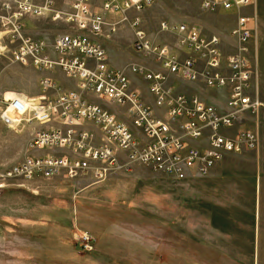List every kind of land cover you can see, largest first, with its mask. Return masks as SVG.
I'll return each instance as SVG.
<instances>
[{"label": "built area", "instance_id": "obj_1", "mask_svg": "<svg viewBox=\"0 0 264 264\" xmlns=\"http://www.w3.org/2000/svg\"><path fill=\"white\" fill-rule=\"evenodd\" d=\"M196 1L202 14L239 13L256 2ZM153 2L60 0L58 9L56 0H0V60L30 66L41 75L37 95L5 90L0 96V121L12 129L22 123L32 126L26 155L0 170V182L96 179L132 166L183 181L206 176L228 154L255 149L252 132L231 133L241 114L263 108L250 90L254 69L243 56L255 32V15L238 14L230 32L236 51L223 55L217 36L186 23H159L160 33L174 37L172 44L151 39L141 14ZM39 17L62 22L66 32L52 43L25 33L26 19ZM108 17L119 19L108 22ZM122 21L133 30L132 51L143 59L130 72L147 85L152 105L124 71L109 68L96 40L105 26L112 34ZM55 73L73 87L56 80ZM172 79L226 90V111L179 93ZM80 238L82 249L90 252L91 237L81 233Z\"/></svg>", "mask_w": 264, "mask_h": 264}, {"label": "rangeland", "instance_id": "obj_2", "mask_svg": "<svg viewBox=\"0 0 264 264\" xmlns=\"http://www.w3.org/2000/svg\"><path fill=\"white\" fill-rule=\"evenodd\" d=\"M167 6L154 0L147 11L146 30L152 37L157 36L162 20L198 28L197 19L209 15L201 13L196 0H173L170 9ZM39 19L51 38L66 29L61 22ZM25 29L30 35L32 28ZM160 40L172 44L173 36L166 34ZM243 56L253 67L249 52ZM253 73L254 77L255 69ZM40 77L30 66L0 60V96L5 90L37 95ZM217 91L208 89L209 99ZM225 94L227 99L226 90ZM250 127L254 129L242 131L255 135L256 147L250 151L255 155L229 160L227 164L234 170L248 163H260L264 168V114L258 130ZM31 128L22 123L12 129L0 121V170L24 158ZM241 176L229 173L220 180L186 182L189 179L178 181L132 166L96 179L36 177L0 182V264H245L221 251L208 250L200 237L207 232L206 226L200 229L191 223L197 215H206L212 203L227 206L225 215L237 214L245 220L241 210L250 201L256 241L249 264H264V170L254 187ZM81 233L92 239L90 252L80 246Z\"/></svg>", "mask_w": 264, "mask_h": 264}, {"label": "crops", "instance_id": "obj_3", "mask_svg": "<svg viewBox=\"0 0 264 264\" xmlns=\"http://www.w3.org/2000/svg\"><path fill=\"white\" fill-rule=\"evenodd\" d=\"M154 1V0H153ZM166 3V6L169 7L170 1L173 0H160ZM95 2L100 3L101 0H95ZM198 2V1H197ZM154 3V2H153ZM56 8H61L60 0H56ZM199 6V2H198ZM176 9H179L178 6H175ZM170 9V7H169ZM148 10L144 11L141 16L144 21L146 17H149L147 14ZM256 15V29L253 34V37L250 39L248 43V52L250 57L248 58L255 69V76L252 79L251 83V91L257 95L260 101H262L264 105V0H256L255 6L248 7L242 9L239 13L235 11H219L216 14H209L205 17L198 18L197 24L198 28L208 36H217L222 44V51L224 54H232L236 51L235 49V40L230 35L231 30L236 25L238 14L244 15ZM133 12H129V16H133ZM44 20L52 21L46 17H39ZM27 18L26 19V27H31L32 32L30 36L37 39H44L48 43H52L53 39L60 33L66 32V29L60 33L54 34L51 38L47 33L46 26H40L37 20L40 19ZM169 18V17H167ZM112 19V20H110ZM119 17H108V22H114L118 20ZM170 19V18H169ZM169 23H173L167 20H162ZM161 21V22H162ZM46 22V21H45ZM147 22V21H146ZM62 23V22H61ZM184 22H178L173 24H180ZM65 25V24H64ZM147 25V23H146ZM110 26H105V32L102 37L96 39L98 43L103 48L109 68L115 70L124 71L135 84V88L139 90L142 94V97L145 101L152 105V97L148 92L147 85L140 79L137 78L130 72V67L133 64L142 63L143 59L141 57L134 54L132 51V42H133V30L130 24L127 21H122L117 26V29L114 33H109ZM146 29V26H145ZM147 31V30H146ZM147 34L151 39L155 42L162 44L161 37L162 33L157 31V36L152 37L151 34L147 31ZM165 36V35H164ZM174 41V37H173ZM173 41L171 43H173ZM164 43V42H163ZM247 52V53H248ZM53 77L61 82L64 86L68 88H72L73 84L61 73H55ZM171 83L176 86L177 91L179 93H183L188 97L197 96L201 99L206 100L209 104H213L217 107L220 112L226 111V94L225 91L219 90L214 93V96L209 99L208 97V89L203 88L200 85L190 84L186 82L177 81L175 79L171 80ZM7 89V88H6ZM33 96V95H30ZM35 96V95H34ZM210 100V101H209ZM264 114V110L259 111L258 113L252 115L250 113H243L239 117V121L235 124L234 129L240 130H253L255 126V130L259 129V125L261 124L262 115ZM126 123L131 127L130 121H126ZM90 129L95 130L94 127H90ZM46 151H39V154H44ZM254 156L255 153H250V151L241 153V154H228L221 161L215 164V166L211 169L208 175L202 178H191L186 182H195V181H203V180H220L224 179L229 175V173H234V175L243 174L242 176L252 183V187L256 185L257 181H260L261 173L264 170L263 165L260 163H248L246 167L241 168L240 170H234L231 165H228L227 162L229 160H233L237 157H243L246 159L250 158V156ZM236 171H239L236 172ZM241 176V177H242ZM197 183V182H196ZM199 183V182H198ZM253 201H250L246 204L245 211L241 210L247 216V219L240 220V218L235 215H225L227 214V206L222 203L217 205L216 203H212L210 207H208L209 212L207 211L206 215H197L194 217V221H192L193 227H199L200 229L206 226L207 232L202 233L200 237L207 242L208 250L213 249L214 251H221L225 253L227 256L232 257L233 260L244 262L245 264L252 261L253 255L255 252V241H256V231H255V216H254V206ZM219 213L217 215L216 213ZM228 220H227V217ZM225 219L227 222H225Z\"/></svg>", "mask_w": 264, "mask_h": 264}, {"label": "bare ground", "instance_id": "obj_4", "mask_svg": "<svg viewBox=\"0 0 264 264\" xmlns=\"http://www.w3.org/2000/svg\"><path fill=\"white\" fill-rule=\"evenodd\" d=\"M7 96H10V94H7Z\"/></svg>", "mask_w": 264, "mask_h": 264}]
</instances>
